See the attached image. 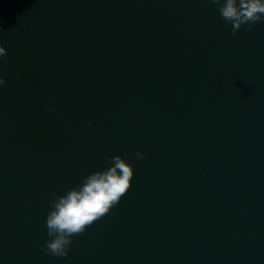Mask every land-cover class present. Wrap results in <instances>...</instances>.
I'll return each mask as SVG.
<instances>
[{"label": "water", "instance_id": "1", "mask_svg": "<svg viewBox=\"0 0 264 264\" xmlns=\"http://www.w3.org/2000/svg\"><path fill=\"white\" fill-rule=\"evenodd\" d=\"M0 45V264H264V20L233 36L210 0H0ZM116 155L127 194L43 252L49 202Z\"/></svg>", "mask_w": 264, "mask_h": 264}, {"label": "clouds", "instance_id": "2", "mask_svg": "<svg viewBox=\"0 0 264 264\" xmlns=\"http://www.w3.org/2000/svg\"><path fill=\"white\" fill-rule=\"evenodd\" d=\"M217 5L221 18L231 25L235 36L247 24L252 28L264 20V0H210ZM7 55V49L0 45V58ZM6 81L0 77V87ZM137 160L144 154L136 152ZM110 166L95 171L83 178L79 187L54 197L45 224L50 239L45 241L42 251L55 257H67L73 237L79 236L96 221L106 216L118 205L132 186L134 169L121 156L109 158Z\"/></svg>", "mask_w": 264, "mask_h": 264}]
</instances>
